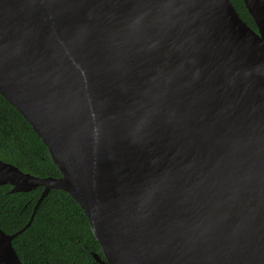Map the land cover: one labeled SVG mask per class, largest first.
I'll list each match as a JSON object with an SVG mask.
<instances>
[{
  "label": "water",
  "instance_id": "obj_1",
  "mask_svg": "<svg viewBox=\"0 0 264 264\" xmlns=\"http://www.w3.org/2000/svg\"><path fill=\"white\" fill-rule=\"evenodd\" d=\"M0 0V95L60 176L98 264H264V0Z\"/></svg>",
  "mask_w": 264,
  "mask_h": 264
},
{
  "label": "trees",
  "instance_id": "obj_2",
  "mask_svg": "<svg viewBox=\"0 0 264 264\" xmlns=\"http://www.w3.org/2000/svg\"><path fill=\"white\" fill-rule=\"evenodd\" d=\"M235 10L252 29L255 25L242 0H231ZM0 160L32 176L57 178L48 151L27 121L0 95ZM0 185V229L13 234L29 221L41 188L11 193ZM21 264H98L102 257L88 220L65 192L50 190L37 207L30 225L11 241Z\"/></svg>",
  "mask_w": 264,
  "mask_h": 264
}]
</instances>
